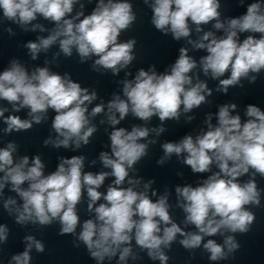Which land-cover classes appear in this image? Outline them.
I'll return each mask as SVG.
<instances>
[{"label":"clouds","instance_id":"clouds-1","mask_svg":"<svg viewBox=\"0 0 264 264\" xmlns=\"http://www.w3.org/2000/svg\"><path fill=\"white\" fill-rule=\"evenodd\" d=\"M245 0H239L243 5ZM92 3V0H88ZM151 9V24L164 35L171 33L179 41L192 34L190 22L195 32L203 35L197 40L188 39L194 49L205 50L206 55L199 60V68L205 76L219 80L217 91L227 93L230 87H244L242 79L255 83L264 69V3L261 0L247 5L246 13L227 20H221L220 0H143ZM79 4L74 15V5ZM81 0H0V24L11 21L28 31H45L40 24H32L40 15L55 22L56 27L38 42H29L26 47L35 60L41 51L47 52L54 44H59L65 57L73 56V49L79 62L95 57L92 69L110 70L118 75L136 59L135 38L120 42L122 32L128 31L137 21L133 4L128 0H97L90 14L84 12ZM215 21L213 28L223 32L217 36L213 31H203L201 25ZM7 31L12 33V29ZM248 35L241 40L240 34ZM256 34H259L257 37ZM180 55L171 65L170 71L158 74L155 65L149 70L140 68L134 79H124L122 94H113L105 104L89 106L97 100V92L82 87L71 79L52 72L48 67H37L31 73L18 60L0 72V100L12 105L14 112L29 109L30 119L19 115L5 117L7 108L0 107V117L7 125L5 133L27 131L48 119V112H54L51 128L56 136H51L44 144L53 148L80 149L88 145L90 138L98 131L91 118L104 113L112 126L109 133L110 153L102 151L99 160L110 171L93 173L84 171L85 157L73 155L59 157L56 170L45 174V163L36 155L31 162L27 155L14 157L17 144L9 142L0 148V199L6 185L17 194V199L8 197L3 208L15 223L21 226L34 225L41 228L60 225L59 235L71 234L75 237L73 246L83 244L87 252L97 262L119 256V264H127L131 258H139L131 246L133 239L140 250H146L152 260L168 264L170 257L165 249L171 250L178 235V243L190 253L203 248L211 261H224L234 256L241 245L235 234H246L256 220L255 213L246 206L260 207L261 194L257 174L264 178V111L255 104H248L242 122L239 114L233 115L236 103L219 107L217 123L212 124V115L205 120L207 131L193 137L189 134L178 143L165 142L164 152L157 163L163 165L174 154L183 156L182 163L193 173H211L198 186L185 185L175 188L176 207L185 214L184 227L174 221L170 214L169 194L161 195L153 201L148 190L154 181L143 184L137 190L141 179L130 177V170L148 155L151 133L159 136L166 129L163 122L179 121L181 107L184 114L209 103L207 97L212 90L199 79L190 75L198 64L188 54V49L180 48ZM226 73H230L227 78ZM253 74V75H250ZM131 75L126 72L125 76ZM131 113L141 121L148 122L158 116L162 125L157 128L134 125L131 130L116 127ZM188 122L194 117L187 116ZM107 131V129H106ZM147 140V143L141 142ZM96 161L93 160L92 164ZM218 169L213 172L212 166ZM251 170V171H250ZM182 175V173H178ZM249 176L246 182L241 178ZM114 177L106 193L99 189L106 178ZM127 178V185L125 186ZM86 190L87 211L94 213L81 224L77 205L81 203ZM151 196H156L152 191ZM103 201L98 203L99 201ZM192 225L196 231H186ZM80 231L77 233V228ZM231 233V234H228ZM223 237V243L205 237ZM9 239V228L0 224V252ZM25 248L11 256L9 264H30L33 249L37 253L45 251V244L34 235L24 236Z\"/></svg>","mask_w":264,"mask_h":264},{"label":"water","instance_id":"water-1","mask_svg":"<svg viewBox=\"0 0 264 264\" xmlns=\"http://www.w3.org/2000/svg\"><path fill=\"white\" fill-rule=\"evenodd\" d=\"M255 2V0H245L243 5H240L239 0H234V18L239 17L246 13L247 5ZM264 3V0H261ZM248 34H240L241 40ZM259 37V34H256ZM250 75H253L250 73ZM241 83L244 87H234L235 90V103L237 104L236 114L241 116L242 122L247 117L245 115L246 107L248 104H255L264 111V69L258 74L255 83H249L248 80L242 79ZM251 171V170H250ZM249 176L241 178V182H246ZM258 188L264 189V178L258 174L256 176ZM255 213L256 220L251 226V230L244 234L248 264H264V192L261 194V206L252 207L246 206Z\"/></svg>","mask_w":264,"mask_h":264}]
</instances>
